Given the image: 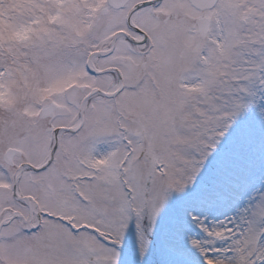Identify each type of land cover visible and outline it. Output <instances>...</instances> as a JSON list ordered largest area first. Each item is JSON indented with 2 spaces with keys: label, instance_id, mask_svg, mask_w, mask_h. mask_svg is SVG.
Wrapping results in <instances>:
<instances>
[{
  "label": "snow or ice",
  "instance_id": "1",
  "mask_svg": "<svg viewBox=\"0 0 264 264\" xmlns=\"http://www.w3.org/2000/svg\"><path fill=\"white\" fill-rule=\"evenodd\" d=\"M0 264H264V0H0Z\"/></svg>",
  "mask_w": 264,
  "mask_h": 264
}]
</instances>
